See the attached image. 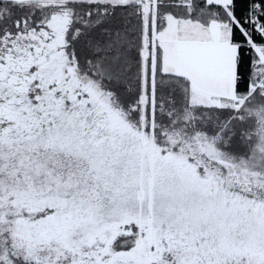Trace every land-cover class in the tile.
I'll return each instance as SVG.
<instances>
[{"label":"snow or ice","instance_id":"6c2138e0","mask_svg":"<svg viewBox=\"0 0 264 264\" xmlns=\"http://www.w3.org/2000/svg\"><path fill=\"white\" fill-rule=\"evenodd\" d=\"M0 264H264V0H0Z\"/></svg>","mask_w":264,"mask_h":264}]
</instances>
